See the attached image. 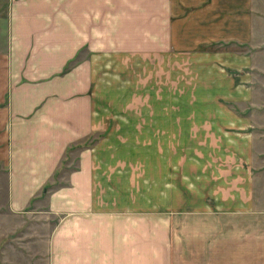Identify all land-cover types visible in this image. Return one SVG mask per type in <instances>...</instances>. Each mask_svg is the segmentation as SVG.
Masks as SVG:
<instances>
[{"label": "crops", "instance_id": "crops-1", "mask_svg": "<svg viewBox=\"0 0 264 264\" xmlns=\"http://www.w3.org/2000/svg\"><path fill=\"white\" fill-rule=\"evenodd\" d=\"M254 3L0 0V264H264Z\"/></svg>", "mask_w": 264, "mask_h": 264}, {"label": "rangeland", "instance_id": "rangeland-1", "mask_svg": "<svg viewBox=\"0 0 264 264\" xmlns=\"http://www.w3.org/2000/svg\"><path fill=\"white\" fill-rule=\"evenodd\" d=\"M254 4L256 6L259 5L261 8V24L259 25L260 31L258 30L260 41L251 42L252 44L255 43V53L253 52L254 47H252V45H246L247 51L250 50L252 52L251 60L249 61V70L251 71V84L253 85V98L251 100L249 108L247 109V116L251 117L250 129L253 135L251 141V147L253 148V153L251 155L253 160V182L257 192L256 194L258 197L261 196V203L264 207V0H255ZM121 131L124 133V130ZM102 137H105V135H102ZM99 139L100 138H89L87 141V145L91 146L95 141ZM149 139V147L153 148V146L155 145L156 148V137H151ZM194 140L197 141V145L199 148L207 144L206 138L204 137L194 138ZM107 144L111 145L112 148H131V146L132 148H149L147 147L146 143L143 144L142 137H135L133 138L132 142L125 135L111 137L109 138ZM260 192L261 194H258ZM39 220L40 219H38L37 221ZM14 223L16 222L12 221V225H14ZM40 226L41 225H37V228L39 229ZM7 256L14 257L13 249H9V251L7 252Z\"/></svg>", "mask_w": 264, "mask_h": 264}, {"label": "trees", "instance_id": "trees-1", "mask_svg": "<svg viewBox=\"0 0 264 264\" xmlns=\"http://www.w3.org/2000/svg\"><path fill=\"white\" fill-rule=\"evenodd\" d=\"M87 145V144H86Z\"/></svg>", "mask_w": 264, "mask_h": 264}]
</instances>
